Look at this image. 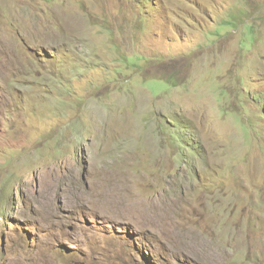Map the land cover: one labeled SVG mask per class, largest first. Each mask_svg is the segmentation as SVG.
<instances>
[{"label": "rangeland", "instance_id": "rangeland-1", "mask_svg": "<svg viewBox=\"0 0 264 264\" xmlns=\"http://www.w3.org/2000/svg\"><path fill=\"white\" fill-rule=\"evenodd\" d=\"M37 256L264 264V0H0V264Z\"/></svg>", "mask_w": 264, "mask_h": 264}, {"label": "bare ground", "instance_id": "bare-ground-1", "mask_svg": "<svg viewBox=\"0 0 264 264\" xmlns=\"http://www.w3.org/2000/svg\"><path fill=\"white\" fill-rule=\"evenodd\" d=\"M35 261H36V264H47V262H42V261H40V258H39V256H37L36 258H35ZM50 264V263H49Z\"/></svg>", "mask_w": 264, "mask_h": 264}]
</instances>
